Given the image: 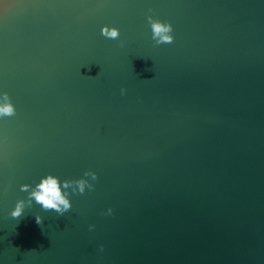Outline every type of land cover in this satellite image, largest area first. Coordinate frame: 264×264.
<instances>
[{
    "label": "water",
    "instance_id": "obj_1",
    "mask_svg": "<svg viewBox=\"0 0 264 264\" xmlns=\"http://www.w3.org/2000/svg\"><path fill=\"white\" fill-rule=\"evenodd\" d=\"M5 92L0 264H264V0H0Z\"/></svg>",
    "mask_w": 264,
    "mask_h": 264
},
{
    "label": "clouds",
    "instance_id": "obj_2",
    "mask_svg": "<svg viewBox=\"0 0 264 264\" xmlns=\"http://www.w3.org/2000/svg\"><path fill=\"white\" fill-rule=\"evenodd\" d=\"M149 24L152 30V39L156 44L172 43L174 37L172 35L173 27L170 23L162 22L159 19H154L152 16L148 17ZM101 34L108 39H119L120 32L116 27H109L105 25L101 29ZM125 89H121V95L125 94ZM3 99L5 103L0 104V117H11L16 114V109L7 92L3 94ZM84 176H90L92 180L97 179V174L95 172L87 171ZM63 189L71 188L73 193L79 192L83 194L85 189L94 190V185L88 182L86 179L78 180H64L62 182ZM29 189H31L29 191ZM61 181L58 177L48 174L40 179V182L32 187L29 184L21 185V191L28 192L27 200H18L15 204L14 209L11 211L10 215L12 218H19L22 216L26 207L32 205L33 199L35 202L42 206L44 211L54 210L56 213L63 215L68 212L72 205L68 198L69 193L61 191ZM107 214H112V209L109 208ZM43 222L40 215H36V223L41 225ZM93 225L89 226L92 230ZM101 251H103V246H101Z\"/></svg>",
    "mask_w": 264,
    "mask_h": 264
}]
</instances>
